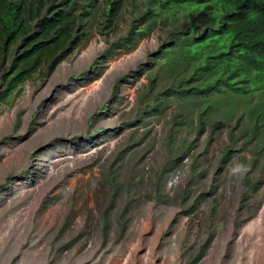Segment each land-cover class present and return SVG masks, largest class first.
Returning a JSON list of instances; mask_svg holds the SVG:
<instances>
[{
  "label": "rangeland",
  "instance_id": "374dc122",
  "mask_svg": "<svg viewBox=\"0 0 264 264\" xmlns=\"http://www.w3.org/2000/svg\"><path fill=\"white\" fill-rule=\"evenodd\" d=\"M140 5L110 30L91 8L52 68L8 94L20 44L0 62V264H264V123L246 113L264 96L199 131L205 99L163 95L181 79L156 58L168 29L117 44Z\"/></svg>",
  "mask_w": 264,
  "mask_h": 264
},
{
  "label": "trees",
  "instance_id": "16d2710c",
  "mask_svg": "<svg viewBox=\"0 0 264 264\" xmlns=\"http://www.w3.org/2000/svg\"><path fill=\"white\" fill-rule=\"evenodd\" d=\"M47 1L53 3L45 9ZM140 1L138 11H132L128 35L117 44L128 49L131 44L126 41H137L131 37L134 34L143 37L157 24L168 29L156 58L160 70L181 79L163 95L204 98L198 113L199 131L208 112L222 106L237 108L243 97L264 96V0ZM124 2L37 0L33 5L26 0H0V62L20 44L2 75L5 94L17 90L45 63L52 62L51 69L57 56L75 43V27L91 8L102 4L101 22L110 30ZM78 10L82 11L76 15ZM260 103L257 98L246 106V113L255 118V133L260 128L257 122L264 123V104Z\"/></svg>",
  "mask_w": 264,
  "mask_h": 264
},
{
  "label": "bare ground",
  "instance_id": "6f19581e",
  "mask_svg": "<svg viewBox=\"0 0 264 264\" xmlns=\"http://www.w3.org/2000/svg\"><path fill=\"white\" fill-rule=\"evenodd\" d=\"M251 227H253V224H251V225H249L247 228L249 229V228H251ZM258 247L260 248V247H262V243H258ZM260 254V253H259ZM256 255H258V254H256ZM259 256V255H258ZM257 256V257H258ZM257 260V259H256ZM259 260V259H258ZM257 262V261H256ZM260 262V261H259ZM259 262H258V264H259Z\"/></svg>",
  "mask_w": 264,
  "mask_h": 264
},
{
  "label": "clouds",
  "instance_id": "9594fccd",
  "mask_svg": "<svg viewBox=\"0 0 264 264\" xmlns=\"http://www.w3.org/2000/svg\"><path fill=\"white\" fill-rule=\"evenodd\" d=\"M233 171L239 173V172L242 171V168H241L240 166H238V167L235 168Z\"/></svg>",
  "mask_w": 264,
  "mask_h": 264
}]
</instances>
